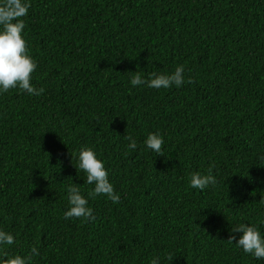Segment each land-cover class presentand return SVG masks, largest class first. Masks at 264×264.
<instances>
[{
    "label": "trees",
    "instance_id": "1",
    "mask_svg": "<svg viewBox=\"0 0 264 264\" xmlns=\"http://www.w3.org/2000/svg\"><path fill=\"white\" fill-rule=\"evenodd\" d=\"M32 83L0 95V227L33 264H264L230 243L238 220L264 230V0H30ZM185 69L168 89L131 72ZM165 139L144 150L149 132ZM131 135L137 149L128 151ZM120 195H91L81 147ZM219 181L201 191L194 172ZM80 184L94 220L65 219Z\"/></svg>",
    "mask_w": 264,
    "mask_h": 264
},
{
    "label": "clouds",
    "instance_id": "2",
    "mask_svg": "<svg viewBox=\"0 0 264 264\" xmlns=\"http://www.w3.org/2000/svg\"><path fill=\"white\" fill-rule=\"evenodd\" d=\"M31 7L30 0H0V95L10 89H19L29 96H39L43 88H37L32 83L33 73L38 67L35 59L30 55L25 38V17ZM132 87L144 86L152 89H168L175 85L181 87L185 81V69L178 65L170 73L150 72L147 77L140 72H131ZM129 143L128 151L137 149V141L131 136L125 137ZM165 143L164 136L159 132H149L143 140L144 150L160 155ZM77 165L85 174L84 183L92 185L91 195L106 196L112 203L120 202V195L115 191L110 181L109 170L105 161L93 147L83 146L76 154ZM219 181L209 169L207 173L194 172L190 175L189 186L204 191L209 187L215 188ZM68 207L64 211L65 219L94 220L93 209L89 206V199L83 194L80 184L72 182L67 188ZM264 223V221H261ZM229 242L235 244L244 253L256 260H264V230L255 224L237 221L230 230ZM17 243L16 236L0 227V264H33V257L39 256L36 246H32L28 254L8 252L6 249ZM150 264H161V258L154 256Z\"/></svg>",
    "mask_w": 264,
    "mask_h": 264
}]
</instances>
